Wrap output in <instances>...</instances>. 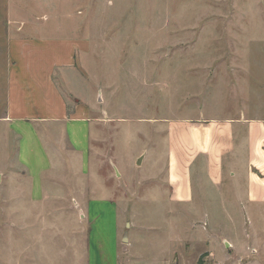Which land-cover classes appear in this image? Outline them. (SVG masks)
<instances>
[{
	"label": "rangeland",
	"instance_id": "374dc122",
	"mask_svg": "<svg viewBox=\"0 0 264 264\" xmlns=\"http://www.w3.org/2000/svg\"><path fill=\"white\" fill-rule=\"evenodd\" d=\"M12 17L25 34L88 39L76 67L55 77L70 111L84 101L63 78L87 86L96 130L89 175L53 179L58 185L46 183L36 201L6 121L10 67L0 42V264H88L87 225L71 186L87 187L84 199L121 200V219L147 212L160 204L150 193L162 188L164 197L167 188L169 119L264 115V0H0L1 35ZM109 218L106 210L98 218L104 236ZM228 264H264V251L255 262Z\"/></svg>",
	"mask_w": 264,
	"mask_h": 264
},
{
	"label": "crops",
	"instance_id": "0c3cea01",
	"mask_svg": "<svg viewBox=\"0 0 264 264\" xmlns=\"http://www.w3.org/2000/svg\"><path fill=\"white\" fill-rule=\"evenodd\" d=\"M13 19L0 34L10 67L6 121L19 135L18 160L30 182L29 193L44 201L46 183L58 185L53 179L86 177L90 172L96 130L84 100L90 93L81 80L77 85L63 74L76 67L79 53L88 52L90 45L87 38L25 34L24 23ZM58 70L84 101L76 102L71 111L55 77ZM256 113L250 116L241 110L239 117L169 119L167 188L164 197L162 188L150 193L160 197V204L147 212L137 213L136 208L121 219V200L84 199L88 188L71 186L80 194L81 199L75 200L82 225H87V230L82 227L88 264L91 255L94 264L257 261L264 251V115ZM69 163L75 168H69L74 174L67 178ZM64 186L57 187L64 190ZM105 210L110 218L101 224L109 236L102 234L98 219Z\"/></svg>",
	"mask_w": 264,
	"mask_h": 264
},
{
	"label": "built area",
	"instance_id": "2783aa9c",
	"mask_svg": "<svg viewBox=\"0 0 264 264\" xmlns=\"http://www.w3.org/2000/svg\"><path fill=\"white\" fill-rule=\"evenodd\" d=\"M200 264H208V263L204 261V262H202V263H200Z\"/></svg>",
	"mask_w": 264,
	"mask_h": 264
},
{
	"label": "water",
	"instance_id": "95a60500",
	"mask_svg": "<svg viewBox=\"0 0 264 264\" xmlns=\"http://www.w3.org/2000/svg\"><path fill=\"white\" fill-rule=\"evenodd\" d=\"M140 162V159L138 160V163Z\"/></svg>",
	"mask_w": 264,
	"mask_h": 264
}]
</instances>
